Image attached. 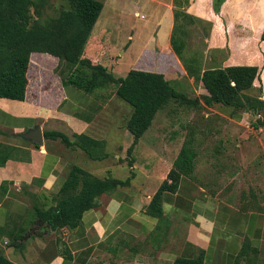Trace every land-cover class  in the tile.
Listing matches in <instances>:
<instances>
[{"label":"crops","instance_id":"1","mask_svg":"<svg viewBox=\"0 0 264 264\" xmlns=\"http://www.w3.org/2000/svg\"><path fill=\"white\" fill-rule=\"evenodd\" d=\"M228 2L225 0L219 8L224 32L209 10L208 0H169L163 4L165 12L161 17L165 18L167 27L164 29L162 21L153 25L156 32L160 29L158 55L171 54L174 58L171 63L176 60L180 68L176 80L191 88L193 97L202 93L201 86L196 84L198 92L193 89L192 79L185 76L169 47L172 11L210 23L201 52V68L207 70V65L222 63L217 61V51L211 43L219 32L238 47L246 38L254 47L258 44L256 32L264 18V0ZM236 2L243 10L231 15ZM104 36L108 35L100 34L92 39L96 45L86 42L85 57L89 58V45L101 56L108 53L100 40ZM126 38L127 42L115 49L117 57L112 56V70L118 58L131 52V34ZM154 40L151 31L144 36L131 53V69L160 73L166 80L175 81L168 78L171 76L168 67L152 64ZM260 46L264 47V43ZM56 64L52 56L31 53L24 100L0 98V255L13 264H171L176 258L196 257H200L201 264H259L264 260V212L214 192L201 184L195 171L190 177H181L174 192L161 195L158 217L146 213L184 138H198V130L185 133L183 129L191 122L192 115L165 114L155 120V114L128 158L125 152L132 137L125 129L127 119L123 124H115L117 114L102 113L100 95L85 94L70 84L61 85L53 74ZM205 109L218 120L237 124L242 121L231 110ZM34 127H39L41 136L43 131H58L69 139L74 134H84L102 141L106 158L90 161L104 166L100 173L105 176L99 179L124 180L131 171L129 184L96 197L94 207L81 214L75 228L47 231L35 219L34 210L53 206L69 168L76 166L98 177L85 167L89 163L81 162L89 160L79 149L66 148L57 140L43 137L41 145L20 138L19 135ZM196 145L193 144L194 150ZM128 159H132L130 168L126 166ZM121 165L127 170L123 177L115 169ZM243 242L256 253L249 251L239 258Z\"/></svg>","mask_w":264,"mask_h":264},{"label":"trees","instance_id":"2","mask_svg":"<svg viewBox=\"0 0 264 264\" xmlns=\"http://www.w3.org/2000/svg\"><path fill=\"white\" fill-rule=\"evenodd\" d=\"M49 8L50 0H0V98L24 100L29 55L38 53L56 58L53 74L59 78L61 85L70 84L85 94L113 86L114 96L131 108L125 123V129L132 137L125 152L128 158L155 114L169 102L189 109L225 106L257 115L253 127L264 131V101L243 94L257 77L256 67L229 66L202 70L201 57L197 61L192 56L183 55L184 40L181 36L185 34L186 26L197 22L205 24L204 29H209L208 22L181 11H172L171 52L181 64L185 76L191 78L193 84H200L202 90L197 97L188 98L174 90L160 73L130 69L123 77L115 78L96 60L84 56L87 38L102 9L101 0H60L59 8L52 16L45 14ZM42 137L57 140L66 148L79 149L89 161H101L107 156L102 141L84 134H74L69 139L58 131H43ZM195 157L193 138L185 137L165 179L146 207L148 215H160L161 195L174 192L181 177L192 175ZM131 165L132 159H128L126 166L130 168ZM132 176L129 171L124 180L99 179L72 166L53 206L45 210L35 208L34 217L50 232L73 229L78 225L81 214L94 207L96 197L127 186ZM245 203L252 204L250 201ZM249 251L256 253L248 243L243 242L238 257H244ZM0 264L13 263L0 255ZM171 264H201V259L176 258ZM259 264H264V260Z\"/></svg>","mask_w":264,"mask_h":264},{"label":"rangeland","instance_id":"3","mask_svg":"<svg viewBox=\"0 0 264 264\" xmlns=\"http://www.w3.org/2000/svg\"><path fill=\"white\" fill-rule=\"evenodd\" d=\"M101 1L102 10L91 29L87 43L96 45L98 43L92 42V39L100 34H106L108 36L100 37V40L108 49V53L101 56L96 48L89 45L87 49L89 58H96L98 63L104 66L113 77H123L133 66L131 53H133V50L141 41L143 42L144 36H147L151 31L152 39H155L152 41L154 52L152 64L158 68L168 67V71L171 73V76L168 78L175 79V81L167 80L169 85L174 90L185 94L188 98H194L193 90L185 86L182 80H176L175 77L178 76L177 72L180 71V68L176 60H173L174 62L171 63V59L173 58L171 54L166 53L167 56L164 55L162 57L158 55L160 47L158 34L160 33V29L156 32L153 25L162 21L164 29L167 27L165 18H163V21L161 17L165 12L163 4L168 3L169 0ZM208 1L209 10L213 12V16H216L215 21L221 26L222 18L219 15V8L225 0ZM230 2H234V0H229L228 3ZM59 3L60 0H50V8L45 11V14L49 16L55 15L56 10L59 8ZM224 6L227 5L225 4ZM233 7V11L230 10L231 15L232 12L235 14L243 10L242 6L237 5V2ZM103 25L106 26L103 27ZM101 27L103 31H101ZM204 27H206L205 24L197 22L186 26L185 34L181 36L184 40L182 52L184 56H192L197 61L201 57L202 62L201 52L205 47V33L207 34L211 29V27L209 29H204ZM221 28L223 31V26ZM129 33L131 34L130 39H132L131 52L118 58V61L115 62L116 66L112 70V65L114 64L113 57H117L116 47L117 45H124L127 42L126 36ZM256 33L258 40L257 47L247 42V38L243 39L241 46L238 47L233 44V41L228 42L229 37L224 33L219 32V35L212 38L211 43L216 48L217 61L222 63H215L212 66L207 65V69L229 66L256 67L258 70L257 77L254 79L251 87L244 91L243 94L257 97L264 101V47L260 46L261 43H264V18ZM109 56H113L111 60H109ZM162 59L163 61H161ZM193 89L198 92L197 85L193 84ZM92 93L94 96L100 95L102 97V113L117 114L114 119L115 124H123L128 119L131 108L114 96L112 85H108ZM217 108H221L223 111H233V113L242 118V121L237 124L218 120L205 107L189 109L180 107L172 102H169L162 110L158 111L154 119H160L159 117H163L165 114L168 116L183 115L185 117L192 115L191 122L183 129L185 133H189L194 129L198 130V138H193V142L197 143L195 146L196 157L194 159L193 171H195V175L201 184H205L209 189L218 194L230 197L235 203L239 202V204L246 207L249 206V208H259L264 212V131L261 128L253 127L254 120L258 116L234 111L225 106H215L213 110ZM205 114H207L206 117H204ZM152 130L151 128L150 131ZM81 162L89 163L85 164V167L91 168L93 174L98 178L105 176L100 173L104 167L101 164L86 160H81ZM115 169H117L118 176H125V172L127 171L125 165H121L119 168L115 167ZM247 201H250L252 204L245 203Z\"/></svg>","mask_w":264,"mask_h":264},{"label":"water","instance_id":"4","mask_svg":"<svg viewBox=\"0 0 264 264\" xmlns=\"http://www.w3.org/2000/svg\"><path fill=\"white\" fill-rule=\"evenodd\" d=\"M20 138L30 141L34 144L41 145L42 144V136L39 127H34L33 129L25 132L24 134L19 135Z\"/></svg>","mask_w":264,"mask_h":264}]
</instances>
